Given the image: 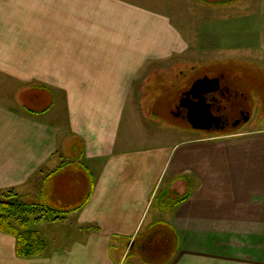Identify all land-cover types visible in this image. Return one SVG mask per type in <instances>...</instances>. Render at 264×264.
Masks as SVG:
<instances>
[{
    "label": "crops",
    "instance_id": "obj_1",
    "mask_svg": "<svg viewBox=\"0 0 264 264\" xmlns=\"http://www.w3.org/2000/svg\"><path fill=\"white\" fill-rule=\"evenodd\" d=\"M176 3L0 0V190L62 208L89 193L34 225L40 255L0 231V264H264V120L204 135L136 98L171 67L264 66V0Z\"/></svg>",
    "mask_w": 264,
    "mask_h": 264
},
{
    "label": "rangeland",
    "instance_id": "obj_2",
    "mask_svg": "<svg viewBox=\"0 0 264 264\" xmlns=\"http://www.w3.org/2000/svg\"><path fill=\"white\" fill-rule=\"evenodd\" d=\"M176 2H178L176 3L177 7H187L183 11L180 10L181 12L178 10L177 13L183 14V17L189 16V11L187 10L191 7V0H176ZM253 58L254 56L250 55L249 59H213L214 61L200 62L193 66L185 64L180 67H171L162 74L152 76L148 80L145 89L138 90L136 98L141 102V105L137 106V110H144L143 113L145 116H149V120L155 119L158 122H165L169 127L180 126L210 136L235 135L242 132V130H246L247 127L259 126L262 124L261 121L264 120V66L254 60H250ZM204 59H199V61ZM206 59L208 60V58ZM204 74L207 77H213L217 74L223 75L224 83L231 90V102L241 103L249 111L250 119L248 122L241 123L233 129L228 128L223 132H205L192 129L187 120L172 113V111L176 110L177 102L182 93L188 90L191 84ZM149 120L147 118L148 123ZM17 196L19 195L17 194ZM2 198H6V196L3 195ZM31 219H33V216ZM41 220L50 221L40 219L37 222H31L29 228H34V225L41 222ZM143 238L144 236H139L135 240L136 246L130 251V256L138 252L137 244Z\"/></svg>",
    "mask_w": 264,
    "mask_h": 264
},
{
    "label": "trees",
    "instance_id": "obj_3",
    "mask_svg": "<svg viewBox=\"0 0 264 264\" xmlns=\"http://www.w3.org/2000/svg\"><path fill=\"white\" fill-rule=\"evenodd\" d=\"M3 195L6 198H2ZM88 197L89 193L74 207L62 209L43 202H24L12 189L0 190V231L16 237L15 249L18 256L40 255L45 250L46 244L37 230L29 228L31 222L40 219L57 221L64 215L81 208Z\"/></svg>",
    "mask_w": 264,
    "mask_h": 264
},
{
    "label": "flooded vegetation",
    "instance_id": "obj_4",
    "mask_svg": "<svg viewBox=\"0 0 264 264\" xmlns=\"http://www.w3.org/2000/svg\"><path fill=\"white\" fill-rule=\"evenodd\" d=\"M204 76L206 75L204 74L199 78ZM215 77L219 79V83H220L219 89L217 91L205 94L203 96L204 101L209 105L212 114L215 117H218L217 120L211 124V129L208 132H218V131L223 132L228 128L233 129L241 123L244 124L248 122L250 119L249 111L246 110L244 105H242L241 103L231 102V90L227 86V84L224 83L223 75L217 74L209 78H215ZM184 93L185 91L182 93V95L180 96L177 102L176 110L172 111V113L186 120L187 108L182 107L179 104L180 99L184 95ZM198 101H199L198 98L190 100V102H198ZM187 102L190 103L189 101Z\"/></svg>",
    "mask_w": 264,
    "mask_h": 264
},
{
    "label": "water",
    "instance_id": "obj_5",
    "mask_svg": "<svg viewBox=\"0 0 264 264\" xmlns=\"http://www.w3.org/2000/svg\"><path fill=\"white\" fill-rule=\"evenodd\" d=\"M220 87L218 78H209L207 76L196 79L185 91L180 99V106L187 108L186 120L194 130L208 132L211 124L217 120L207 103L204 101V95L217 91ZM198 98V102H190V100ZM189 101L190 103H188ZM247 119V118H246Z\"/></svg>",
    "mask_w": 264,
    "mask_h": 264
}]
</instances>
